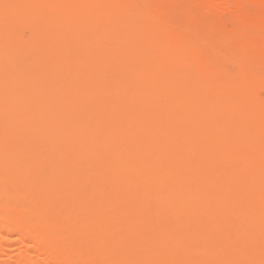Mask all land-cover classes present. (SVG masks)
I'll return each instance as SVG.
<instances>
[{"label":"bare ground","instance_id":"1","mask_svg":"<svg viewBox=\"0 0 264 264\" xmlns=\"http://www.w3.org/2000/svg\"><path fill=\"white\" fill-rule=\"evenodd\" d=\"M215 1L199 0L204 16L229 0ZM158 5L0 0V244L16 236L13 264H264V74L224 11L230 30L206 14L237 41L234 76L190 51L209 24L194 30L185 11L178 29Z\"/></svg>","mask_w":264,"mask_h":264},{"label":"rangeland","instance_id":"2","mask_svg":"<svg viewBox=\"0 0 264 264\" xmlns=\"http://www.w3.org/2000/svg\"><path fill=\"white\" fill-rule=\"evenodd\" d=\"M159 1H161V0H155V2L157 3V4H160L161 5V7H160V5H158V10L159 11H161V12H164L163 11V9L165 8L167 11H165L164 12V14L165 13H168L169 12V10L171 11V14L170 13H168V14H170L172 17V19L170 18V21H171V24H169V25H173V23L175 22V21H173V20H175L176 18L177 19H179L178 17L179 16H177L176 17V14H178V15H181V17H182V21L181 22H183L184 20H183V17L186 15V13L187 12H185V11H188V14L184 17L186 20H185V22L187 21V19L189 20V21H187L188 23L190 22L191 23V20L194 22H192L193 24H194V26H195V28H194V26L192 27V25H191V28H193L194 30L196 29V25H197V28L199 27V29L201 28V29H206V26H207V24H209V27H208V29H206L204 32H205V34L204 33H202V34H204V35H202L207 41H205V42H203V43H197V44H193V45H191V48H190V51H191V53L192 54H200V55H202V53H203V55H202V58H201V64L203 65V66H207V67H216V66H219V65H223V66H225V68H226V70H227V72H228V74H230V75H236V73L237 72H239L236 68H233V66H232V63H233V59H234V57H235V53L231 50V46L233 45V43H234V41L233 42H231L230 41V38H231V40H233V36L232 37H229V40L227 41L226 40V38L225 37H228V36H231V32H232V34H236V32L235 31H237V29H239V27H240V29H241V26H242V32H241V30H238L239 31V34L237 33L236 35H234L235 36V38L236 39H238L239 37L240 38H242L241 36L243 35L244 37H243V39H244V41H246V38H247V40L249 41V43L248 42H244L243 43V41H242V43L239 45V43H238V45L240 46V49H239V51H240V53L242 54L244 51H245V49H247V51H248V55H249V58H250V60L249 61H251V59L253 60V61H251V63L252 64H256V67H255V70H257L256 71V73H260V74H264V58H262V55H264V42H262L261 44H251V43H254V42H250V39H252V37H253V32L255 31V27H254V23H256L257 21H262L263 23H264V16H261L262 14L264 15V4H263V2H264V0H237V1H235L234 0V3H232L230 0L229 1H227L228 3H223V2H225V0H220L221 2H219V0H217V2L218 3H223V5L224 6H222V4H220V6L219 7H217L216 5H214L215 6V8H216V10H217V12H218V8H219V11H221L222 10V12L224 11L225 12V9H231V11H230V13H231V15H229L228 14V12L226 13H220V15L221 14H224V16H228L229 15V18L226 16V18L224 17L223 18V16H221L222 18H223V20H225V19H227V20H229L228 21V23H226V21H225V25L227 24L229 27H231V28H233L232 29V31L231 32H229V34L228 35H224L223 37L225 38V40L222 38L221 39V37H222V29H221V33L219 32V34H218V30H217V28L219 27V26H217L216 27V24L218 23L217 22V20L220 22V19H221V17L219 16H217V14L219 13H216V11H215V8H214V6H213V8L210 6V8H209V6H207V4H206V6L209 8V9H211L210 11H212V9H213V11H215V16L216 17H214L215 18V20H216V24H215V21H214V18L212 17V14H213V12H212V14L211 13H209V15H207L206 13H208L209 12V9L207 8L206 10H208V12L205 10V9H203V11H205L206 13H205V15L206 16H204V12H203V14H202V7L201 6H203V5H200L201 3L199 2V0H176V2H175V0H163L162 2L163 3H161V2H159ZM195 1H197V2H199V4H198V6L196 5V2ZM233 1V0H232ZM261 1V2H260ZM230 2L233 4V5H231L230 6ZM171 4V6H170V4ZM174 3V4H173ZM212 3H214V2H211L210 4H212ZM215 3H216V1H215ZM214 3V4H215ZM218 3H216V4H218ZM235 3H239L238 4V8L235 6ZM251 3V4H250ZM261 3V4H260ZM162 4H163V6H162ZM165 4H166V6H165ZM193 4H195V6L193 5ZM222 6V9H220V7ZM261 6V7H260ZM169 7V8H168ZM192 7V8H191ZM200 7H201V9H200ZM205 7H203V8H205ZM229 7V8H228ZM241 7V8H240ZM171 8V9H170ZM194 9V10H192V12H191V14L193 15H190V11H191V9ZM169 9V10H168ZM224 9V10H223ZM233 9V10H232ZM234 9H235V11H234ZM238 9H239V11H238ZM257 9V10H256ZM261 9V10H260ZM178 10H180V11H178ZM201 10V11H200ZM244 11V15H245V17L243 16V11ZM239 12L240 14L239 15H237V12ZM240 11H242V12H240ZM247 13H246V12ZM257 12L258 14H259V17L256 15V14H253L252 15V13L253 12ZM263 11V12H262ZM172 12L175 14V17L173 16V14H172ZM182 12H185L184 13V15H183V13ZM196 12H200L199 14L198 13H196ZM232 12H233V14L235 13L236 15H234L235 17H237V18H239V20H236L235 19V17H233V14H232ZM246 13V14H245ZM248 13H251V14H248ZM167 14V19H165V16L166 15H164L163 16V18H164V20H168V18H169V16L170 15H168ZM195 14H196V17H195ZM211 14V15H210ZM242 14V15H241ZM163 15V14H162ZM199 15H200V17H199ZM213 15V16H214ZM198 16V17H197ZM243 16V17H242ZM260 16L262 17V19L263 20H261V18H260ZM173 17H174V19H173ZM163 18L161 17V20L163 21ZM241 18H242V20H243V22H242V20H241ZM246 18V19H245ZM248 18V19H247ZM259 18H260V20H259ZM177 19H176V21H177ZM181 19V18H180ZM247 20H248V23H249V26H253V28H251V32L252 33H250L249 31H250V27H247V30H248V28H249V33H248V35H247V32H246V27L244 28L245 29V32H243V27L245 26V25H242V24H245V21L247 22ZM170 21H168V23H170ZM214 22V27H216V30H215V28H213V23H211V22ZM237 21H238V23H239V21H241V25H238V23H237ZM161 21H159V23H160ZM164 22V21H163ZM187 22H186V24H187ZM196 22L198 23V24H196ZM221 22H222V19H221ZM224 22V21H223ZM221 23V24H223V28L225 29L226 28V26H224V23ZM178 24L180 23L179 21L177 22ZM204 23H205V25H204ZM247 23V24H248ZM185 24V23H184ZM184 24H182L181 23V25H183L184 26ZM236 24H237V26H239V27H236ZM240 24V23H239ZM174 25H176V23H174ZM199 25V26H198ZM200 25H202V26H200ZM210 25H211V28H210ZM218 25H220V24H218ZM182 26V27H183ZM186 26V25H185ZM184 26V27H185ZM221 26V25H220ZM176 27L179 29L180 28V25L178 26V25H176ZM174 28L173 26H170V29H172L173 28V31H174V33H175V31L176 30H174V29H177V28ZM182 27H181V31L183 32V29H182ZM205 27V28H204ZM229 27H227V28H229ZM187 29L185 30V31H187L188 32V30L189 31H191L189 28H190V25L188 24V27H186ZM236 28V30L234 31V29ZM177 29V30H178ZM198 29V30H199ZM200 29V30H201ZM197 30V29H196ZM203 30L202 31H200V32H203ZM215 30V31H214ZM225 30H230V28L229 29H225ZM173 31H171V33H170V36H168V37H170V38H174V35L176 34V33H178V31H176V33L173 35ZM180 30H179V33L181 32ZM184 31V36L182 35L181 36V39L182 40H186L187 38V36L185 35V34H187V32H185ZM193 31V30H192ZM191 31V32H192ZM216 31H217V33H216ZM182 32L180 33V35L182 34ZM190 32V33H191ZM208 32L211 34H209L208 36H210V37H208L207 36V34H208ZM189 33V32H188ZM189 33V34H190ZM227 33H228V31H227ZM226 33V34H227ZM20 34H21V36L23 37V39H28L29 37H30V35H31V31L29 30V29H27V28H23V29H21L20 30ZM189 34H187L188 36H189ZM223 34H225V31H223ZM254 34H255V32H254ZM173 35V36H172ZM215 35H216V37H215ZM186 36V37H185ZM206 36V37H205ZM185 37V38H184ZM210 39V40H209ZM240 40H242V39H240ZM239 40V41H240ZM208 41H209V44H208ZM237 42V41H236ZM235 42V43H236ZM206 43H207V45L209 46V48H208V46L206 47ZM235 43H234V45H235ZM248 43V44H247ZM204 44V45H203ZM237 44V43H236ZM243 44V45H242ZM199 45L201 46L200 48H199ZM212 45H214V46H212ZM216 45V46H215ZM251 45H252V47H251ZM260 45H262L263 47H260ZM219 46V48H217ZM227 46V47H226ZM197 47V48H196ZM216 47V48H215ZM210 48H213V50H216L217 52H219V54H216L217 52H215V51H213L212 49H211V52H210ZM192 49H193V51H192ZM209 49V50H208ZM244 49V50H243ZM255 49H257V50H255ZM197 52H196V51ZM199 50H200V52H199ZM202 50H203V52H202ZM209 52L208 53V55H207V53L206 52ZM230 52V53H229ZM262 55H261V54ZM210 54V55H209ZM222 54V55H221ZM257 55V56H255V55ZM225 56V57H224ZM255 56V57H254ZM261 56V57H260ZM264 57V56H263ZM215 60V61H214ZM214 64V65H213ZM248 64H242L241 65V67L243 68V69H247L248 68ZM242 68H241V70H242ZM229 71H230V73H229ZM14 237V238H13ZM15 238H16V236L14 235V236H12V238H11V241L8 243V245H7V243H5V245H3V244H0V262L1 263H4V264H13V259H14V257L15 256H17L18 254H19V252L21 251L20 250V246H19V243H17L16 241H14L15 240ZM1 242H3V241H1L0 240V243ZM14 242V243H13ZM19 247V248H18ZM5 250H6V252L8 253V251H10L8 254V256H6V257H1V253H4L5 252ZM5 252V253H6ZM12 255V256H11ZM4 258V259H3ZM13 258V259H12ZM38 261H42L41 259H39Z\"/></svg>","mask_w":264,"mask_h":264}]
</instances>
